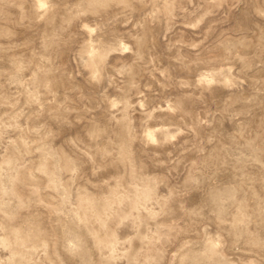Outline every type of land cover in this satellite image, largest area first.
<instances>
[{
    "label": "rangeland",
    "instance_id": "374dc122",
    "mask_svg": "<svg viewBox=\"0 0 264 264\" xmlns=\"http://www.w3.org/2000/svg\"><path fill=\"white\" fill-rule=\"evenodd\" d=\"M0 264H264V0H0Z\"/></svg>",
    "mask_w": 264,
    "mask_h": 264
}]
</instances>
